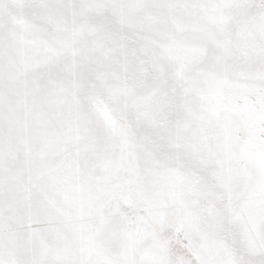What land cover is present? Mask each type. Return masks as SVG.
<instances>
[{
    "label": "snow or ice",
    "instance_id": "1",
    "mask_svg": "<svg viewBox=\"0 0 264 264\" xmlns=\"http://www.w3.org/2000/svg\"><path fill=\"white\" fill-rule=\"evenodd\" d=\"M0 264H264V0H0Z\"/></svg>",
    "mask_w": 264,
    "mask_h": 264
}]
</instances>
